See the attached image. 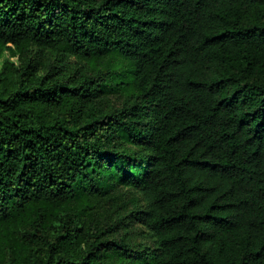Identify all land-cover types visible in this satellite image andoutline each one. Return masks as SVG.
Instances as JSON below:
<instances>
[{"label": "trees", "instance_id": "obj_1", "mask_svg": "<svg viewBox=\"0 0 264 264\" xmlns=\"http://www.w3.org/2000/svg\"><path fill=\"white\" fill-rule=\"evenodd\" d=\"M8 45L62 67L0 77V264H264V0H0ZM118 184L152 246L69 209Z\"/></svg>", "mask_w": 264, "mask_h": 264}, {"label": "rangeland", "instance_id": "obj_2", "mask_svg": "<svg viewBox=\"0 0 264 264\" xmlns=\"http://www.w3.org/2000/svg\"><path fill=\"white\" fill-rule=\"evenodd\" d=\"M28 59H31L32 64L44 71L50 64H54L57 68L62 67L47 49L31 47L28 51H21L13 45L0 46V77L10 79L15 73V68H20ZM98 63L111 73L117 72L115 75L110 74L112 76L110 84L105 88L103 103L107 108H120L126 96L133 91L130 80H128L130 66L113 53L98 59L97 65ZM111 192L113 193L112 198L105 197L96 202H88V205L85 201L72 203L69 205V209L77 213L76 219L80 225L91 224L110 228V238L120 239L123 237L133 250L143 249L147 245L152 246V238L133 215L134 210L145 204L141 193L125 187L123 184L114 186ZM30 215H33L32 211ZM111 258L118 260L115 252ZM139 262L146 264L143 259Z\"/></svg>", "mask_w": 264, "mask_h": 264}]
</instances>
